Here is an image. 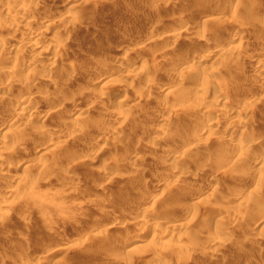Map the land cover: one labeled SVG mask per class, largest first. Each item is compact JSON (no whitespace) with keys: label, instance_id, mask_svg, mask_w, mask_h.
<instances>
[{"label":"rangeland","instance_id":"374dc122","mask_svg":"<svg viewBox=\"0 0 264 264\" xmlns=\"http://www.w3.org/2000/svg\"><path fill=\"white\" fill-rule=\"evenodd\" d=\"M30 1L23 16L17 0H1L0 34L31 32L44 20L68 33L46 41L43 56L0 48V96L8 93L0 100V124L16 119L17 97L24 96L31 97L27 117L50 119L46 133L25 120L0 129V155L14 177L0 180L7 202L0 210V264H264V159L251 161L264 152V66L255 70V61L264 60V0ZM193 22L208 31L193 26L177 42L146 41L147 33ZM232 37L244 51L230 50L225 41ZM175 43L210 50L200 63L209 73L190 64L169 71L178 58ZM121 59L133 62V75L95 77ZM216 80L218 98L230 108L218 130L199 136L198 124L209 118L183 115L208 104L216 112L212 96L191 93ZM240 142L249 158L239 164L230 154ZM198 169L219 177L218 189L194 183L190 175ZM164 217L176 218L178 239L155 227ZM136 224L140 230L130 232ZM118 239L130 247L112 251Z\"/></svg>","mask_w":264,"mask_h":264},{"label":"bare ground","instance_id":"6f19581e","mask_svg":"<svg viewBox=\"0 0 264 264\" xmlns=\"http://www.w3.org/2000/svg\"><path fill=\"white\" fill-rule=\"evenodd\" d=\"M15 1V0H14ZM18 1V7L16 8V10L19 12V13H21V14H23V16L25 15L26 16V14L29 12V11H31L32 10V6H29L30 5V3H29V5L28 4H26V2L28 1V0H17ZM30 1V0H29ZM208 1V0H207ZM0 2H1V0H0ZM31 2V1H30ZM199 2H200V0H199ZM204 3V2H203ZM8 4V3H7ZM6 4V5H7ZM12 4V3H11ZM17 4V3H16ZM15 4V5H16ZM5 5V6H6ZM33 5V4H32ZM202 5V4H201ZM199 6V5H198ZM7 7H9L8 5H7ZM11 8H14L15 6L13 5H11L10 6ZM30 7H32V8H30ZM5 8V7H4ZM8 9V8H7ZM6 9V10H7ZM10 9V8H9ZM16 11V12H17ZM34 11V10H33ZM30 13V12H29ZM64 19V18H63ZM23 21H25V24L26 25H28L29 23H32L31 21H30V19L28 18V17H23ZM197 23V22H196ZM191 23V24H188V25H182V26H179V27H177V28H173V29H171V30H164V31H154V32H150V33H147L148 34V36H146L147 37V42L148 43H150V42H154L155 40L156 41H159V39L158 38H160L159 36H162V38H164V37H166V39H168L169 38V40L170 39H173L172 41H175V39H176V42H177V39L178 38H180V37H182V36H184L185 35V33L187 32L186 30H187V28H189V27H193V26H195L197 29H202L203 30V32H205V31H208L205 27L206 26H204V25H201V24H199V23ZM15 27V26H14ZM59 27V26H58ZM57 27V29L56 30H52V28L49 26V25H47L46 23H45V20L43 21V22H38V23H36L35 24V26H34V30H32L31 32H20L19 31V34L18 33H16V30H15V32H8V33H5V34H0V48L2 49V50H7L8 52H12V51H18V50H20V49H26V48H31V49H33V50H36V51H40L39 53L43 56L44 54H45V52L44 51H48V50H45V48H43V47H45V45H44V43L46 42V41H50V42H53V41H55V37L56 36H58V34H60L61 32H65L66 31V29H62V27H60V29ZM195 27H193V28H195ZM152 29V28H151ZM9 30V29H8ZM8 30H6V31H8ZM153 30V29H152ZM151 30V31H152ZM189 30V29H188ZM67 33H68V31H66ZM146 34V35H147ZM57 39H58V37H56ZM16 39H19L18 40V42L17 43H15L14 41H16ZM158 39V40H157ZM161 39V38H160ZM165 40V39H164ZM237 40H238V38L237 37H232L231 39H229V40H226L225 41V43L227 44V46H229V48H230V50L231 49H233V50H235L234 52H236V51H238V52H236V53H241L239 50H241V48H243V47H241V44H243L242 42L243 41H241L240 39H239V42H237ZM57 41V40H56ZM166 41V40H165ZM56 44V42H54V45ZM58 44H59V42H58ZM175 49H177V55H178V58L176 59L175 57H174V61L170 64V66H169V71L170 70H175V69H177L179 66H183V65H187V64H190L191 65V68L192 69H194V71L195 70H197V68H198V66H200V68H199V70H200V72H201V74H205V73H209V71H208V67H206V65L205 66H202V65H200V63L204 60L205 61V59H207L209 56H210V50H208V49H201V48H182V47H180L179 45H178V43H175ZM54 47V46H53ZM56 47V46H55ZM228 48V49H229ZM52 50H54V49H52ZM56 50V49H55ZM241 51H244V50H241ZM212 52H214L213 50H212ZM120 53H122V52H120ZM129 54V53H128ZM46 55H47V52H46ZM49 55V54H48ZM237 55H239V54H237ZM231 56V55H230ZM229 56V58H232V57H230ZM241 56V55H240ZM35 58V57H34ZM37 58V57H36ZM235 57H233L232 58V60L236 63V61H235V59H234ZM56 57H54V61H56ZM37 60V59H36ZM35 60V61H36ZM231 60V61H232ZM237 60V59H236ZM251 60H255V59H253V57H252V59ZM229 61H230V59H229ZM228 61V62H229ZM233 61H232V64H233ZM34 62V61H33ZM256 62V67H255V70L256 71H258V72H261L262 71V69H263V66H264V60H257V61H255ZM231 63V62H230ZM254 63V62H253ZM232 64H229V65H232ZM146 65V64H145ZM145 65H140V67H141V70H142V72H145V71H148L147 70V68L148 67H146ZM204 65V64H203ZM212 65V64H211ZM235 65V64H234ZM237 65V64H236ZM102 66H104V65H102ZM102 66H100L101 68H102ZM106 66V65H105ZM131 66H133V62H131V60H128V59H126V60H119L118 62H116V63H110L109 64V66H107V67H105V69H106V71H104V72H101V73H99V75L98 76H95V77H102V79H104V78H107V77H109V76H113L114 74H119V75H128V74H131ZM99 67V68H100ZM187 67V66H186ZM185 67V68H186ZM211 67V66H210ZM103 69V68H102ZM101 69V70H102ZM181 71H182V69H183V67L182 68H179ZM187 69V68H186ZM211 69V68H210ZM104 70V69H103ZM173 70V71H174ZM214 69L212 68V71H213ZM168 71V70H167ZM178 71V70H177ZM189 71V70H188ZM191 71H193V70H191L190 69V72ZM5 72V71H4ZM7 72V71H6ZM96 72V71H95ZM186 72H187V70H186ZM213 72H216V71H213ZM141 73V72H140ZM150 73V72H149ZM9 74H10V72H9ZM98 74V73H97ZM169 74V73H168ZM217 74V73H216ZM131 75H133V74H131ZM150 74H148V76H149ZM153 75V73H151V76ZM150 76V77H151ZM201 76V75H200ZM202 76H205V75H202ZM149 77V78H150ZM210 77V76H209ZM204 78V77H203ZM101 79V78H100ZM184 79L185 78H182V80L184 81ZM101 81V80H100ZM204 81V80H203ZM206 81V80H205ZM220 81V80H219ZM188 82V81H187ZM208 82V81H207ZM200 83V84H197V86L191 91V93L192 94H195V93H198V91L200 92V95H208V96H212L211 97V103L212 104H215V105H217L218 106V108L216 109V112H213V110H211V108H207V107H209L208 105L207 106H205L204 107V109H202V111L200 112H198L196 109H191V110H189V111H187L184 115H183V119H186L187 117H189V116H192V115H194V116H192V117H197V116H202V117H204V119H206V117H208L209 118V120L207 121V120H205V121H207V123H200V124H198V131L196 130L195 132H196V134H198L199 136H201V135H204V134H210L211 135V133L212 132H214V130L215 129H217V127H218V125H219V123H222V122H220L221 120V118H220V116H221V114L223 113V112H225V110L227 109H229L230 108V103H229V100H227V98L225 99V98H222V99H219L218 98V93H219V85H220V83L218 82V86H217V80L215 81V85L214 84H212V83ZM148 83V82H147ZM169 83V82H168ZM162 85H163V89H165V87H167V83H166V86L164 85V83L162 82L161 83ZM261 84H262V86H264V81H261ZM160 85V84H159ZM149 86V85H148ZM169 86V85H168ZM221 86V85H220ZM160 87V86H159ZM170 87V86H169ZM169 87H167V88H169ZM166 88V89H167ZM62 89V88H61ZM250 89V88H249ZM170 90V89H169ZM59 91V90H58ZM221 91H222V89H221ZM220 91V94L222 93ZM252 91V90H251ZM254 91V90H253ZM50 92V91H49ZM53 93H51V95L52 94H54V91H52ZM60 92V91H59ZM65 92V91H64ZM171 92V91H170ZM248 93L250 92L249 90L247 91ZM63 93V92H62ZM189 93V92H188ZM190 93V94H191ZM8 93L7 92H3V94H2V96H0V100H2L3 98H6ZM46 94V93H45ZM60 94V93H59ZM223 94V93H222ZM247 94V93H246ZM245 94V95H246ZM1 95V94H0ZM47 95V94H46ZM65 95V94H64ZM63 95V96H64ZM216 95V97L215 98H213V96H215ZM248 95V94H247ZM53 96H55V95H53ZM57 98L59 97L58 96V93H57ZM55 96V97H56ZM61 96V95H60ZM68 96V95H67ZM43 97H45V95H43ZM46 97H51V96H46ZM222 97H223V95H222ZM18 98V100H17V105H18V110L16 111V113H15V115L17 116L16 117V119L14 118V119H12L11 121H8L7 120V122H4L5 120H3V122L4 123H2L1 122V124H0V129H8V128H10L17 120H25V122H26V126L28 127V128H35L36 130H39V131H42V132H44V133H46V130H48V129H46L45 127L47 126V123L49 122V118L48 117H45V118H38V119H30L29 117H27V112L29 111V106H30V98L31 97H29V96H24L23 98H20L19 99V97H17ZM66 97H64V99H65ZM43 99V98H42ZM47 99V98H46ZM60 101V100H59ZM210 103V104H211ZM118 108H119V111L120 112H124L125 111V109H124V107L122 106V105H118ZM226 110V111H227ZM244 110V109H243ZM118 111V112H119ZM228 112V111H227ZM234 112V111H233ZM241 112V111H240ZM232 113V112H231ZM225 114V113H224ZM223 114V115H224ZM253 114V113H252ZM114 115V114H113ZM222 115V116H223ZM37 117V116H36ZM42 117H44V115L42 116ZM220 118V119H219ZM226 118V117H225ZM190 119H192V118H190ZM196 119V118H195ZM198 119V118H197ZM201 119V118H200ZM238 119V118H237ZM240 119V118H239ZM188 120V119H187ZM199 120V119H198ZM198 120L196 121H194L195 122V124H196V122H198ZM220 120V121H219ZM233 120V119H232ZM235 120V119H234ZM233 120V121H234ZM248 120V119H247ZM246 120V121H247ZM2 121V120H1ZM232 121V122H233ZM187 122V121H186ZM231 122V121H230ZM230 123L231 124V126L233 125V123H235V125H236V127L237 126H239V127H244L245 126V120H244V122L242 121V119L241 120H236V121H234L233 123ZM247 122H249V121H247ZM219 126H221V124L219 125ZM225 125H223V127H224ZM228 126V125H227ZM231 126H230V128H231ZM234 126V125H233ZM246 126H247V124H246ZM195 128H197V127H195ZM225 128H228V127H225ZM233 129V128H232ZM11 130V129H10ZM24 130V129H23ZM33 130V129H32ZM179 130V129H178ZM218 130V129H217ZM234 130V129H233ZM233 130H231V131H233ZM9 131V130H8ZM16 131V130H15ZM216 131V130H215ZM234 131H236V129L234 130ZM227 132V131H226ZM216 133V132H215ZM195 134V136H197ZM231 134H233V133H231ZM11 137H12V135H10ZM9 135H8V137H10ZM195 136H194V140L192 141V142H190V145H192V148H194L193 147V145L194 146H196V140H197V138L195 139ZM5 137V136H4ZM7 137V136H6ZM209 138V137H208ZM53 141V140H52ZM51 141V142H52ZM199 141V140H198ZM2 142H6L5 140H2ZM203 142V141H202ZM253 142H255V141H253ZM3 143V144H4ZM200 143V145L199 146H201L202 144L204 145V143H201V142H199ZM198 143V144H199ZM219 145H221V144H219ZM226 146V145H225ZM231 146V145H230ZM230 146H226L225 148H224V153H223V155H226V154H230L229 152H228V148L230 147ZM197 147V146H196ZM195 147V148H196ZM191 148V149H192ZM190 150V149H189ZM260 150V149H259ZM246 151V152H245ZM261 151V150H260ZM259 151V152H260ZM2 152V151H1ZM210 152V151H209ZM228 152V153H227ZM248 151H247V145H245L244 143L242 144L241 142L239 143V144H234V146L232 147V153L233 154H230V156H231V158L233 157V159L234 160H236V161H239V164L241 163L240 162V160L241 161H246L249 157L248 156H246V155H248V153H247ZM167 153L170 155V154H172V150H167ZM245 153H246V155H245ZM264 153V152H263ZM263 153H253L254 155H251V154H249V155H251L252 156V158H251V161H253V162H256L257 160H259V159H264V154ZM210 156V155H209ZM247 158H246V157ZM183 157V156H182ZM208 157V156H207ZM206 157V158H207ZM229 157V156H228ZM214 158H216V157H214ZM243 158H246V159H243ZM209 159H212V158H209ZM218 159V158H217ZM253 159V160H252ZM181 160V159H180ZM214 161H216L215 159H214ZM213 161V162H214ZM248 161V160H247ZM250 161V160H249ZM181 162V161H180ZM178 163H179V161H178ZM182 163V162H181ZM237 163V162H236ZM248 163V162H247ZM260 163H262V162H260ZM259 163V164H260ZM9 166V165H8ZM256 168H258V167H256ZM178 169V168H177ZM259 169H261V168H259ZM6 170L8 171V169L6 168V161H5V159H4V157L3 156H1L0 155V180L2 181V180H4V179H6L7 177H8V175H9V178H10V176L12 175V174H10V173H8V172H6ZM257 170V169H256ZM194 171V170H193ZM197 171H199V169L197 170ZM206 172V171H205ZM261 171L259 170L258 171V173H260ZM191 173V172H190ZM13 177V176H12ZM10 178V179H12V181H13V178ZM21 177V176H20ZM190 177H191V179L193 180V182L195 183L196 181L197 182H199V183H212L214 186L213 187H211L213 190H215L216 188L218 189V186L220 185V180L218 179L219 177H217V176H214V175H212V174H207V172L204 174V173H200V171L199 172H192V174L190 175ZM19 179V178H18ZM17 179V180H18ZM23 179V178H22ZM27 180V178L25 179V177H24V179H23V181H26ZM0 181V182H1ZM22 181V182H23ZM189 181H191L190 180V178H189ZM188 181V182H189ZM3 182V181H2ZM20 182H21V179H20ZM21 182V183H22ZM192 182V183H193ZM196 182V183H197ZM29 183V182H28ZM198 183V184H199ZM195 186H196V184H194ZM194 185H191V186H194ZM208 185V184H207ZM206 185V186H207ZM190 185H188V186H184V187H189ZM183 187V188H184ZM205 187V186H204ZM190 188V187H189ZM150 189V188H149ZM212 189H211V191H212ZM210 191V190H209ZM195 192V191H194ZM199 192H201V190L199 191ZM11 193V192H10ZM178 193V192H177ZM198 193V192H197ZM203 193V192H202ZM1 198V197H0ZM6 198H2V199H0V210H1V208L2 207H6V205H7V202H6V200H5ZM141 199V198H140ZM142 200V199H141ZM141 204V203H140ZM145 214V213H144ZM137 216V215H136ZM174 216V215H173ZM174 217H176V216H174ZM165 218V217H164ZM168 218V217H167ZM138 219V218H137ZM137 219L135 220V222L137 221ZM145 219V215L142 217V219H139V220H144ZM163 219V218H162ZM132 220H133V218H132ZM146 221V220H145ZM144 221V222H145ZM132 222H134V220L132 221ZM138 223H140L139 221H138ZM141 224H142V222H141ZM123 225V224H122ZM156 226V228L157 229H162L163 231H167L168 229H170L171 231H172V233H171V237H173V238H176V239H178L180 236H181V234H183V233H180V231H179V228H176V226H177V223H176V218L175 219H172V218H168V219H164V220H160L158 223H156L155 224ZM139 224L137 225L136 224V226L135 225H130V228L129 229H131L130 230V232H133V231H137V230H140L139 228L141 227V225L139 226ZM142 226H143V224H142ZM154 226V225H153ZM106 230V229H105ZM174 230V231H173ZM45 232H46V230H45ZM50 232H51V230H50ZM99 232H101V231H99ZM123 233V232H122ZM50 236V235H49ZM56 236V235H55ZM54 237V236H53ZM120 237V236H119ZM123 237V236H122ZM121 239H123V238H121ZM127 239V238H126ZM125 239V240H126ZM212 239V238H211ZM212 240H215V238H213ZM211 240V241H212ZM116 241V240H115ZM121 241V240H120ZM126 241H128V240H126ZM126 241H124V242H126ZM216 241V240H215ZM130 244V243H129ZM128 244V242H126V243H122V241L121 242H119V239L116 241V243H114L113 244V246L111 245V249H112V251H115V252H117V251H119V250H123V249H127V248H129L130 247V245ZM166 244V243H165ZM128 245H129V247H128ZM130 252H131V250H130ZM18 253V252H17ZM51 254V253H50ZM54 255V254H53ZM154 255V254H153ZM16 256V255H15ZM156 256V255H155ZM154 256V257H155ZM10 257V256H9ZM153 257V256H152ZM13 258V257H12ZM20 258H21V256H20ZM50 258V257H49ZM6 259H9V258H6ZM23 258H21V260H22ZM17 260V259H16ZM15 259L12 261V263H14V261H16ZM21 260H20V263H21ZM3 261V260H2ZM19 261V260H18ZM155 262V261H154ZM0 263H1V261H0ZM9 264H10V261L8 262ZM53 263V262H52ZM21 264H29L28 262H22ZM36 264H48V262H46V261H41V260H39V262L38 263H36ZM54 264V263H53Z\"/></svg>","mask_w":264,"mask_h":264}]
</instances>
